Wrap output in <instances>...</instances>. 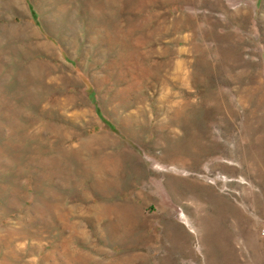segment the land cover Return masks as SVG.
Masks as SVG:
<instances>
[{"label":"rangeland","instance_id":"374dc122","mask_svg":"<svg viewBox=\"0 0 264 264\" xmlns=\"http://www.w3.org/2000/svg\"><path fill=\"white\" fill-rule=\"evenodd\" d=\"M0 264H264V0H0Z\"/></svg>","mask_w":264,"mask_h":264}]
</instances>
